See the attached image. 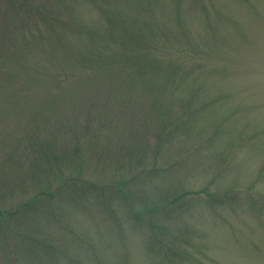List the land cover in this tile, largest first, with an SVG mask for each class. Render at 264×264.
<instances>
[{"label":"rangeland","instance_id":"rangeland-1","mask_svg":"<svg viewBox=\"0 0 264 264\" xmlns=\"http://www.w3.org/2000/svg\"><path fill=\"white\" fill-rule=\"evenodd\" d=\"M0 264H264V0H0Z\"/></svg>","mask_w":264,"mask_h":264},{"label":"trees","instance_id":"trees-1","mask_svg":"<svg viewBox=\"0 0 264 264\" xmlns=\"http://www.w3.org/2000/svg\"><path fill=\"white\" fill-rule=\"evenodd\" d=\"M109 76V75H108ZM191 114V113H190ZM185 115V114H184ZM184 115L182 114V116L184 117ZM168 126H169V131H168V128H166V134H165V136L166 137H168V136H170V134H174V132H175V130H176V123H175V121L173 122V120H170V122H169V124H168ZM137 143V142H136ZM140 144H142V143H140ZM139 146V144H137V146H134L133 147V149H136L137 147ZM41 169H38L37 168V171L39 172ZM64 184H66V183H64ZM82 191H83V189H82ZM81 191V192H82ZM44 194V196H50L51 195V193H45V192H43L42 190H40V189H38V192H37V194H36V198L35 199H37L39 196H42ZM34 202L35 200H31V202ZM36 202V201H35ZM32 211H34V209H32ZM2 214V213H1ZM34 248L37 250V252H39V251H45V250H43L44 249V246H39V242H35V245H34ZM51 251H52V248L50 249ZM37 252H35L36 253V258H39L40 256H41V253H37ZM51 253H53V252H51Z\"/></svg>","mask_w":264,"mask_h":264}]
</instances>
